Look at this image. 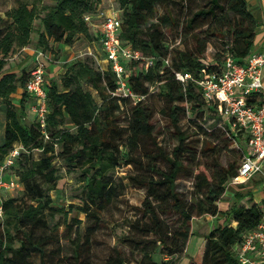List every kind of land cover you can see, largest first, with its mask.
I'll use <instances>...</instances> for the list:
<instances>
[{
    "label": "trees",
    "instance_id": "obj_1",
    "mask_svg": "<svg viewBox=\"0 0 264 264\" xmlns=\"http://www.w3.org/2000/svg\"><path fill=\"white\" fill-rule=\"evenodd\" d=\"M49 1L39 7L18 0L6 20L0 16V111L5 118L0 165L17 145L24 149L4 175L5 179H18L23 195L2 193L0 264H92L91 237H82L78 231L73 236L74 225L69 220L77 225L81 221L70 213L77 209L101 226V212L124 195L126 184L123 177L117 180L115 173L125 167L129 168L125 173L128 185L143 189L145 199L140 206L127 205L134 214L122 220L126 232L117 237L106 264H179L193 235L194 220L205 216L221 219L203 236L189 264H240L235 248L259 227L264 207L253 202L245 183L234 191L232 204L223 201L226 186L237 177L240 164L229 161L222 165L217 147L208 141L201 155L189 141L193 131L183 129L181 123L188 120L196 135L219 133L227 147L237 142L242 161V134L233 132L221 118V123L207 126L208 119L218 118L217 105L204 99L199 82L220 74L226 56L243 65L253 53L258 24L246 0H202L196 7L192 0H114L122 44L139 50L145 59L154 58L149 68H145V59L126 63L129 85L143 100L134 104L130 98L112 97L117 83L110 68L94 69L78 60L68 65L61 83L46 81V131L52 139L46 142L32 112L34 98L26 91L33 67L19 74L7 72V60L15 50L26 52L36 33L34 52L46 53V69L52 66L57 45L72 46L79 36H91L102 2ZM169 3L180 11L173 12ZM86 16L92 17L90 22ZM37 20L39 28H35ZM175 30V43L181 48L168 42L167 32ZM213 41L215 50L209 59L206 51ZM30 54L35 62L33 52ZM178 72L191 75V79L181 83L175 76ZM82 82L98 92L101 104ZM153 97L161 102L157 111L149 102ZM156 113L170 125L171 152L159 140ZM117 115L126 124L119 123ZM35 152L41 154L38 159ZM57 159L81 171V205H70L68 210L54 205L51 195L64 181L55 165ZM181 178L193 180L189 197L178 190ZM62 226L64 234L59 233ZM157 252L166 259L157 261Z\"/></svg>",
    "mask_w": 264,
    "mask_h": 264
},
{
    "label": "built area",
    "instance_id": "obj_2",
    "mask_svg": "<svg viewBox=\"0 0 264 264\" xmlns=\"http://www.w3.org/2000/svg\"><path fill=\"white\" fill-rule=\"evenodd\" d=\"M103 21L99 28V40L108 67L116 78L117 87L110 94L119 100L130 98L134 104L143 100L136 95L129 85L130 72L126 63L145 59L139 50L124 46L119 34L121 22L116 11L100 14ZM91 16L85 20L90 22ZM46 53L37 51L35 62L26 83V91L34 98L32 112L42 129L44 140L52 141L46 131L48 115L47 93L45 89L47 69ZM154 64V58L145 59V68ZM168 64V61H167ZM104 70V69H102ZM264 53L253 52L245 64H238L228 55L224 60L222 72L199 82L203 97L208 102L217 105L218 117L226 122L233 132L241 133L245 138V154L238 167V175L232 183H245L258 174H264ZM176 79L186 83L191 75L178 72ZM234 145L238 146L235 142ZM17 145L6 160L0 165V217L2 216V193H11L20 188L18 179L11 176L4 178L6 169L15 164L23 151ZM264 207V201L263 205ZM236 257L240 264H264V214L259 227L247 234L235 248Z\"/></svg>",
    "mask_w": 264,
    "mask_h": 264
},
{
    "label": "rangeland",
    "instance_id": "obj_3",
    "mask_svg": "<svg viewBox=\"0 0 264 264\" xmlns=\"http://www.w3.org/2000/svg\"><path fill=\"white\" fill-rule=\"evenodd\" d=\"M24 1L28 2L30 5H37L39 7L51 3L49 0H24ZM175 1H179V0H175ZM191 4L193 7H196L199 4L202 5L203 1L192 0ZM17 5H18V0H0V16L6 20L7 12L16 8ZM100 6H101L100 13L102 14L103 13L108 14L116 11V4L114 0H102ZM169 7L176 14L180 11L179 7L174 4L169 3ZM158 12L162 13L163 7L159 6ZM102 21H103V17L96 21L95 26L100 25ZM39 27H40V21L37 20L35 21V28H39ZM98 31H100L98 27H92L90 37L87 38L84 36H79L75 41V43L72 46L68 47L66 50L58 49V45H57L58 50L52 53V57H53L52 66H49L47 68L46 81L49 82L51 80H55L58 83H61L68 65L74 64L78 60L84 61L94 69L96 68L105 69V64L102 60L103 55H102L100 41L98 37H96ZM176 33H177L176 30L173 32H167V39L171 45H175L174 47L181 48L183 47L182 45L178 46L175 43ZM37 38L38 35L36 33L33 34V43L30 46V49L32 50L34 56L36 54L34 51L36 50L35 44ZM215 44L216 42L213 41L211 42V45H209L207 48L206 57H208L209 59H212L213 57ZM27 53L30 54L31 52L15 50L7 60V66L5 68V71L7 72L14 71L18 74L23 69L26 71H30V69L33 67L34 62L32 61L31 58L32 56H30L31 54L29 55ZM53 65H57V68H55L54 70H53ZM82 86L85 90L91 91L100 104L102 103V100L98 92L95 91L89 84H87L86 82H82ZM149 102L155 107L156 111L161 106V102L158 100L157 97H153L152 99H150ZM117 117L119 123L126 124L124 118H121L119 115H117ZM217 121L218 123H221L219 117L214 120L208 119L207 126L212 127L215 123H217ZM4 123H5L4 114L1 112L0 113V143L2 142V136L4 133ZM154 123L157 127V130L161 131V136L159 137V140H161L162 143L166 146L167 151L171 152L174 147V144L169 135L170 125L168 121L165 118H163L161 115L156 113L154 117ZM181 126L183 129L187 131H193V134L190 136L189 141L193 143L194 146H196L198 152L201 155L203 154L202 149L204 143L205 141H208L217 147V150L219 151L218 160L222 165L225 166L229 161L235 162L236 166L240 164L241 158L237 153L238 146L232 145L231 147H227L224 141V137H222L219 133H216L213 136L196 135L193 130L194 128L193 124H191L188 120H184L181 123ZM69 129L72 132L75 131V129L72 126H69ZM57 151H60L59 147H57ZM206 154L209 155L208 157L212 158L210 156L212 155V153L208 152ZM40 155H41L40 152H35L36 159H38ZM200 160L203 163L206 162L205 157H200ZM55 165L58 168L59 174L64 176V181L61 182L60 188L58 190L51 192L54 205L58 207H64L67 210L69 209L70 205H74V206L81 205L82 191H81V184L79 181V175L81 174V171L78 169L75 170L70 169L69 167H67V164L60 159L55 160ZM160 166L162 168L165 167L163 162L160 163ZM128 170L129 168L125 167L117 170L115 173V178L117 180H120V178L123 177V183L126 184V188L124 190L123 196H121L117 201H115L113 205H111L106 210L101 212L100 218H101V222L103 223L101 226L95 224L93 220L87 219L85 215L79 213L77 209H74V211L70 213V217H77L78 220L81 221V224L77 225L75 222L69 220V224L73 223L74 225L73 236H75V232L78 231L82 237L85 236L91 237L92 264H106V258L112 253V248L117 245V237L125 234L126 232V229L122 226V220L128 216L132 217L134 214L133 211H131L127 205L129 204L133 206H140L143 200L145 199V191L143 189H137L133 186L128 185L127 179L125 178L126 177L125 173ZM226 187H227V192L223 196V201H232L233 199L231 193H233V191L238 189V185L229 182ZM178 190L185 193L186 196L189 197L193 191V180L191 178L179 179ZM11 194L17 197H21L23 195V192L17 189L15 191H12ZM206 217L207 216L194 220L191 246L189 247L186 254L180 259L179 264H186L189 258L191 256L192 257L194 256L193 243L195 239L200 237L199 235L202 233V229L200 225H204L205 222L208 221L206 220ZM58 218L59 217H57V220ZM198 220H200L201 222H199ZM54 223L55 220H52L51 225H53ZM59 233L60 234L65 233V228L63 226L60 227ZM63 243L66 247H69V243L67 240H64ZM124 251L126 255H129V251L126 248H124ZM130 258H133V256ZM155 259L157 261H161L163 259H166V257L160 256L157 252L155 255ZM35 260L37 261L38 259L36 258Z\"/></svg>",
    "mask_w": 264,
    "mask_h": 264
},
{
    "label": "crops",
    "instance_id": "obj_4",
    "mask_svg": "<svg viewBox=\"0 0 264 264\" xmlns=\"http://www.w3.org/2000/svg\"><path fill=\"white\" fill-rule=\"evenodd\" d=\"M249 9L252 11L257 24H258V28H257V35H256V40H255V47L253 52H262L264 53V0H246ZM94 27H97L94 25ZM68 47L70 46H66V45H58V49L61 50H66ZM102 50V48H101ZM25 51L28 52H32V50L30 48H25ZM102 55H103V62L105 64V69L108 67V62L105 59V55L102 51ZM57 68V65H53V70ZM263 81H264V74H263ZM232 184H241V183H232ZM245 190H248L251 192V199L253 200L254 203L258 204V205H263V201H264V174H258L256 176H254L252 179L248 180L245 182ZM232 196V201H225L228 202L229 204H232L234 202V191L233 193H231ZM249 198H247L245 201H247ZM245 201H243V203H245ZM221 219V216L218 217H211V216H207L206 220H208L207 222H205L204 225H200L201 229H202V233L199 235L200 237L195 239L194 243H193V251L194 254L197 252L200 244L202 243L203 240V236L205 234H208L215 226L216 222L218 220ZM199 222H201L200 220H198ZM235 225V223L233 224ZM193 237V236H192ZM192 237L189 240L188 246H187V251L189 249V247L191 246V242H192ZM186 251V252H187ZM193 254V255H194ZM192 256L189 258L188 262L186 264H189L190 260H191Z\"/></svg>",
    "mask_w": 264,
    "mask_h": 264
}]
</instances>
